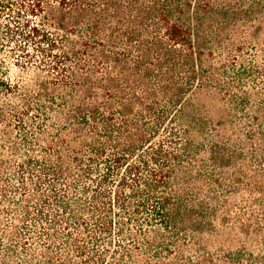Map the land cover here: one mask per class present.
<instances>
[{"label":"trees","instance_id":"trees-1","mask_svg":"<svg viewBox=\"0 0 264 264\" xmlns=\"http://www.w3.org/2000/svg\"><path fill=\"white\" fill-rule=\"evenodd\" d=\"M0 264H264V0H0Z\"/></svg>","mask_w":264,"mask_h":264}]
</instances>
